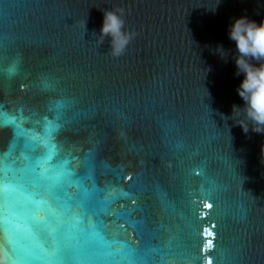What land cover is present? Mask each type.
<instances>
[{
	"label": "water",
	"instance_id": "1",
	"mask_svg": "<svg viewBox=\"0 0 264 264\" xmlns=\"http://www.w3.org/2000/svg\"><path fill=\"white\" fill-rule=\"evenodd\" d=\"M216 3L0 0V112L71 124L130 264H264L261 134L220 116L241 103L226 26L264 0ZM113 6L137 33L119 57L92 34Z\"/></svg>",
	"mask_w": 264,
	"mask_h": 264
},
{
	"label": "snow or ice",
	"instance_id": "2",
	"mask_svg": "<svg viewBox=\"0 0 264 264\" xmlns=\"http://www.w3.org/2000/svg\"><path fill=\"white\" fill-rule=\"evenodd\" d=\"M71 124L0 112V251L8 264H130L126 241L99 226L98 180ZM15 153V155H14ZM120 257V258H118Z\"/></svg>",
	"mask_w": 264,
	"mask_h": 264
},
{
	"label": "clouds",
	"instance_id": "3",
	"mask_svg": "<svg viewBox=\"0 0 264 264\" xmlns=\"http://www.w3.org/2000/svg\"><path fill=\"white\" fill-rule=\"evenodd\" d=\"M219 2L217 0L216 5ZM216 5L207 10L214 12ZM100 11V25L92 32L95 43H107V54L119 57L124 54L137 33L134 29L125 28L124 8L113 6ZM226 27L227 38L234 45L231 59L234 75L240 76L235 91L241 103H233L230 113L227 116L220 113V116L224 120L231 119L245 134L250 130L261 134L260 154L261 162L264 163V16L260 17L259 22L246 15L236 16L231 18ZM213 51L221 59L228 56L222 45L217 44ZM0 264H8L2 251Z\"/></svg>",
	"mask_w": 264,
	"mask_h": 264
}]
</instances>
